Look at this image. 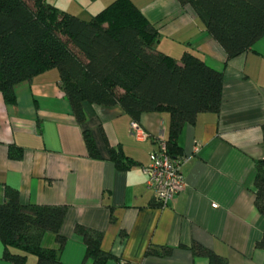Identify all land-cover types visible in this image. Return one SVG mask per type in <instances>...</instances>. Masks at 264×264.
<instances>
[{"label": "crops", "instance_id": "obj_1", "mask_svg": "<svg viewBox=\"0 0 264 264\" xmlns=\"http://www.w3.org/2000/svg\"><path fill=\"white\" fill-rule=\"evenodd\" d=\"M159 32L157 50L177 61L184 52L223 74L218 112L198 113L176 138L185 186L166 205L145 188L142 168L167 136L169 113L143 112L133 119L119 106L83 104L78 123L54 69L15 86V104L0 94V203L5 188L22 204L64 206L59 233L66 238L59 264H91L77 225L101 233L106 264H208L194 256L193 242L225 257L228 264H264L255 246L264 215L255 208L256 161L264 160V35L239 56L226 59L196 14L179 0H132ZM88 132L97 157L88 154ZM20 150L11 158V149ZM119 150L125 168L109 150ZM55 246L52 233L41 238ZM0 242V264L3 259ZM26 264H36L27 255Z\"/></svg>", "mask_w": 264, "mask_h": 264}, {"label": "trees", "instance_id": "obj_2", "mask_svg": "<svg viewBox=\"0 0 264 264\" xmlns=\"http://www.w3.org/2000/svg\"><path fill=\"white\" fill-rule=\"evenodd\" d=\"M201 21L226 59L247 51L264 35V0H179ZM159 32L132 0H113L85 21L45 0H0V94L15 104V86L54 69L60 88L78 123L85 120L83 104L119 105L133 122L143 112L169 113L164 143L169 155L182 157L176 138L182 126L198 113L218 112L223 74L200 57L184 52L177 61L157 50ZM88 154L98 152L91 135L83 133ZM120 168L126 167L119 150H109ZM11 158L20 150L11 149ZM255 208L264 215V160L256 161ZM65 207L22 204L16 189L5 188L0 203V242L3 259L26 264H59L66 238L59 233ZM85 245V260L106 264L112 254L100 247L101 233L77 225ZM52 233L55 246L45 248L41 238ZM255 246L264 249V234ZM194 256L208 264L227 259L197 242Z\"/></svg>", "mask_w": 264, "mask_h": 264}, {"label": "built area", "instance_id": "obj_3", "mask_svg": "<svg viewBox=\"0 0 264 264\" xmlns=\"http://www.w3.org/2000/svg\"><path fill=\"white\" fill-rule=\"evenodd\" d=\"M130 130L138 139L146 136L136 122H132ZM148 157L147 165L142 168L146 177L145 188L153 193L160 205H166L185 186L182 172L185 158L169 155L163 138L159 140L157 149L151 151Z\"/></svg>", "mask_w": 264, "mask_h": 264}, {"label": "rangeland", "instance_id": "obj_4", "mask_svg": "<svg viewBox=\"0 0 264 264\" xmlns=\"http://www.w3.org/2000/svg\"><path fill=\"white\" fill-rule=\"evenodd\" d=\"M58 10L76 16L82 20H89L113 2V0H45Z\"/></svg>", "mask_w": 264, "mask_h": 264}]
</instances>
